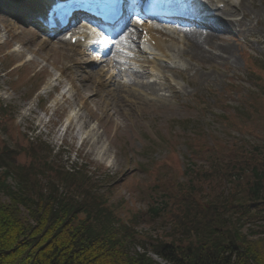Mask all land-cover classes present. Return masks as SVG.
<instances>
[{"label": "rangeland", "instance_id": "obj_1", "mask_svg": "<svg viewBox=\"0 0 264 264\" xmlns=\"http://www.w3.org/2000/svg\"><path fill=\"white\" fill-rule=\"evenodd\" d=\"M253 4L260 17L247 26L245 35L229 43L234 56L227 63L220 59L203 70L183 59L182 69L193 71L182 73L184 77L166 74L178 96L173 99L172 93L163 90L167 101L164 108L139 105L145 109L102 115L97 104L88 102L93 112L89 115L69 91L68 75L74 76L83 97L91 98L93 90L86 73L96 70L102 56L93 52V61L82 69L75 67L71 60L80 49L76 52L69 42L71 33L63 36L72 49L40 51L35 35L44 34L32 13L35 9H20L22 0H0V113L10 116L5 114L0 119L6 127L0 132L1 144L19 154L16 164L20 166L28 164L32 156L25 153L26 149L43 144L52 151L49 163L57 158L58 170L70 172L89 165L91 173L102 171L112 176L114 186L107 194L106 210L114 216L112 232L120 235L117 237L127 245L130 257L169 264L157 254L163 245H171L182 255L205 253L212 244L227 243L232 237L263 253L264 204L250 214L245 208L247 183L252 182L249 155L255 154L254 148L264 151V0H254ZM11 17L17 18L12 20L17 23L19 41L2 33V23ZM20 42H26L29 49ZM15 48L21 53H13ZM134 55L136 65H140L138 60L144 55ZM107 73L108 79L116 68ZM153 76L144 81L161 83L157 72ZM58 79L61 87L54 86L59 85ZM60 93L67 100L60 99ZM56 99L63 108L55 111ZM80 116L90 121L86 131L81 129ZM202 146L207 150H200ZM2 155L0 152V178L7 170V158ZM192 162L194 170L184 174ZM256 166L262 165L258 162ZM51 173L47 179L37 177L42 186L53 183L55 171ZM15 177H7L5 183L12 191H17ZM10 202L1 192L0 203ZM164 204L163 214L154 216L152 208L161 209ZM199 204H208L211 212L203 215ZM19 208L20 220L33 226L30 212ZM79 218L83 222L86 216L80 214Z\"/></svg>", "mask_w": 264, "mask_h": 264}, {"label": "trees", "instance_id": "obj_2", "mask_svg": "<svg viewBox=\"0 0 264 264\" xmlns=\"http://www.w3.org/2000/svg\"><path fill=\"white\" fill-rule=\"evenodd\" d=\"M261 70L264 72V65ZM5 114L0 113V119ZM5 131L6 127L0 122V132ZM36 146L25 150L32 156L28 157V164L20 166L16 164L19 154L0 141V152L7 158L4 165L7 170L0 178V193H5L11 201L4 205L0 203V264H153L144 257H130L127 245L121 237H117L119 234L112 232L113 227L110 228L114 216L107 212L106 205L114 178L102 171L91 173L89 165L75 167L70 172L58 170L57 158L50 163L48 161L52 152L50 147L43 144ZM201 149L207 150L204 146ZM254 149L255 154L249 155L252 182L247 183L248 206L245 207L249 214L258 205L264 204V151ZM209 151L215 160L213 152ZM258 162L261 168L256 166ZM194 166L192 162L184 174L190 175ZM53 171V183L42 186L37 177L50 178ZM13 174L18 182L17 191L5 185L7 177ZM32 175H36V179H32ZM30 204L35 209H31ZM20 206L30 212L28 216L33 219V226L20 220ZM198 206L203 215L211 212L208 204ZM164 209L165 204L161 209L152 208L151 211L154 216L160 217ZM80 214L86 216L83 222ZM104 224L106 227H99ZM43 239H46L44 244ZM209 251L182 255L171 245H163L158 248L157 254L169 264H264V252L261 253L254 245L245 246L239 238L232 237L227 243L212 244ZM243 251H247L245 257Z\"/></svg>", "mask_w": 264, "mask_h": 264}, {"label": "bare ground", "instance_id": "obj_3", "mask_svg": "<svg viewBox=\"0 0 264 264\" xmlns=\"http://www.w3.org/2000/svg\"><path fill=\"white\" fill-rule=\"evenodd\" d=\"M168 1L171 5L177 6L176 8H179V10L184 6H193L201 15H206L208 18H204V24L201 25L192 22V20L178 22L167 21V19L163 18L159 20V23H155L154 20L147 17L148 21L141 25L136 22L128 23L117 35L110 31H108V34L101 32L95 27L94 21L90 20L101 33L90 24H84L73 31L69 41L76 39L77 44L74 49L76 52L80 49L76 53L78 56L71 60L75 61V67L82 69L86 63L93 61V52H97L104 57L101 63H96L95 71L86 73L88 81H91L89 88L93 90L91 98L83 97L74 76L72 74L68 75L71 83L69 91L74 93L77 104L83 103L80 106L83 112L89 115L93 114L89 110L88 102L97 104L102 115L113 112L131 114V111L135 108L143 111L145 108L138 107L139 105H146L147 109L155 106L164 108L167 101L162 95L163 90H167L165 91L166 93H172L174 95L173 99L178 96L175 86L171 83L172 80L166 75L167 73L172 72L178 77H184L181 75L182 73L193 71V69L189 68L186 70L182 69L185 63L183 59H187L190 63H196L203 70H207V67L217 64L220 59L227 63L234 56V49L229 43L236 41L238 36L245 35L248 31L246 29L247 26L252 25L253 20H258L260 17L258 10L254 8V0ZM22 2L24 5H21L20 9L25 7L35 9L32 13L37 15L35 16L36 21L43 23L48 18L46 12H48V9L51 8L50 5L55 0H22ZM43 6H45V9L43 8L44 11L42 10ZM173 10L176 9L173 8L171 11ZM140 14H143V12H140ZM12 19L17 20V18L13 17L4 20L2 33L4 37L7 36L18 40L19 37L16 34L17 23ZM211 21L218 23L220 26L213 24ZM42 29L44 30L45 27ZM43 30L42 33L45 34V30ZM58 32L52 34L55 35ZM44 36L46 35H41L40 33L35 35L36 44H38L39 50L42 52L52 53L72 49L68 41L63 37L59 36L56 39H51L53 38H50L52 35H48L47 38ZM122 37H126L128 43H125L121 39ZM113 39L116 41L114 45L112 43ZM82 40L84 41L83 44H81ZM20 45L29 49L26 42H20ZM12 52L21 53L16 48ZM113 53H117L118 56H114ZM133 53L144 55L143 58L138 60L141 63L140 65H136L137 60ZM129 60H132V62H129ZM111 68H116V73L107 79V72L113 70ZM68 70L71 71V67H68ZM154 72L161 76V83L145 82L144 79L154 77ZM119 78H125L127 81L121 83L118 80ZM54 79L55 77L52 78V82L55 81ZM58 82L59 85L56 84L54 86L61 87L62 83L59 79ZM109 82L111 86H109ZM162 82L164 83L162 84ZM59 97L67 100L63 93H60ZM53 104L55 111L63 108L57 99ZM72 105L71 103L70 106ZM80 120L81 129L83 131L88 130L90 121L82 116H80ZM86 139L84 138V140Z\"/></svg>", "mask_w": 264, "mask_h": 264}, {"label": "snow or ice", "instance_id": "obj_4", "mask_svg": "<svg viewBox=\"0 0 264 264\" xmlns=\"http://www.w3.org/2000/svg\"><path fill=\"white\" fill-rule=\"evenodd\" d=\"M121 39L124 40L125 43H128V40L126 37H122Z\"/></svg>", "mask_w": 264, "mask_h": 264}]
</instances>
